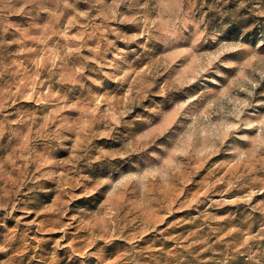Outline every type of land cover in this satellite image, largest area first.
<instances>
[{"label": "rangeland", "instance_id": "obj_1", "mask_svg": "<svg viewBox=\"0 0 264 264\" xmlns=\"http://www.w3.org/2000/svg\"><path fill=\"white\" fill-rule=\"evenodd\" d=\"M0 264H264V0H0Z\"/></svg>", "mask_w": 264, "mask_h": 264}]
</instances>
